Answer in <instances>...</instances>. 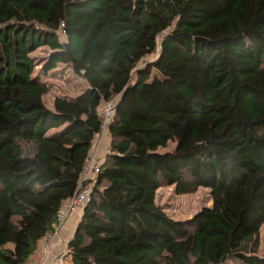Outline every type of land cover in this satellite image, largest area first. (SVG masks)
<instances>
[{
  "label": "trees",
  "instance_id": "obj_1",
  "mask_svg": "<svg viewBox=\"0 0 264 264\" xmlns=\"http://www.w3.org/2000/svg\"><path fill=\"white\" fill-rule=\"evenodd\" d=\"M60 64L88 87L50 108ZM115 98L63 264H264V0H0V264L37 258ZM163 186L212 207L175 219Z\"/></svg>",
  "mask_w": 264,
  "mask_h": 264
},
{
  "label": "rangeland",
  "instance_id": "obj_2",
  "mask_svg": "<svg viewBox=\"0 0 264 264\" xmlns=\"http://www.w3.org/2000/svg\"><path fill=\"white\" fill-rule=\"evenodd\" d=\"M128 4H133L135 0H124ZM48 47L40 48L32 53V57L38 66H41L45 58L49 55ZM154 56L147 57L151 60ZM148 78L147 80H151ZM44 82L51 86L50 92L45 96L44 100L48 107L53 108L55 97L60 96H79L88 87L87 81L74 74L70 65L60 64L55 69L49 70L43 77ZM60 127L54 131L62 130ZM51 132V134H52ZM176 146V142L171 140L165 147H159V152L172 151ZM158 203L165 211L175 219H189L198 211L206 207H212V196L210 190L205 187L199 188L195 193L177 195L174 186H163L157 193ZM261 245L259 254L264 256V225L260 233ZM228 264H237L235 261H229Z\"/></svg>",
  "mask_w": 264,
  "mask_h": 264
},
{
  "label": "built area",
  "instance_id": "obj_3",
  "mask_svg": "<svg viewBox=\"0 0 264 264\" xmlns=\"http://www.w3.org/2000/svg\"><path fill=\"white\" fill-rule=\"evenodd\" d=\"M116 104L117 98L105 102L102 106L101 127L96 135L90 154L83 164L77 189L73 196L59 209L57 214V227L53 233L46 237L43 245L40 247V259L36 261L37 264H42V262L48 258L52 250L54 238L66 221L77 214L79 210L85 209L87 204L91 201L98 175L102 170V165L104 163V159H101L100 155L102 143L105 140H110V125L115 115ZM66 252L67 248L56 255V264L64 263Z\"/></svg>",
  "mask_w": 264,
  "mask_h": 264
},
{
  "label": "crops",
  "instance_id": "obj_4",
  "mask_svg": "<svg viewBox=\"0 0 264 264\" xmlns=\"http://www.w3.org/2000/svg\"><path fill=\"white\" fill-rule=\"evenodd\" d=\"M109 146H110V140H105L102 143V149L100 151L101 159H104V155L108 151ZM83 212H84V209L79 210L77 212V214H75L74 216L70 217L66 221V223L64 224V226L60 229V231L58 232V234L54 238L52 250H51L48 258L44 262H42V264H56L55 263V257H56V255L59 254L61 251H64L67 248V245H68L69 240L76 233V230H77L78 225H79V223L81 221ZM46 237H45V239H46ZM45 239L41 242V246L43 245ZM39 259H40V253L37 256V258H35L31 262V264H37L36 261H38Z\"/></svg>",
  "mask_w": 264,
  "mask_h": 264
}]
</instances>
